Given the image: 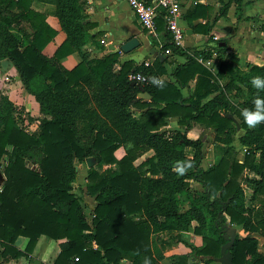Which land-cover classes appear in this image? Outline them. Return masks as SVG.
Masks as SVG:
<instances>
[{"label": "trees", "instance_id": "obj_1", "mask_svg": "<svg viewBox=\"0 0 264 264\" xmlns=\"http://www.w3.org/2000/svg\"><path fill=\"white\" fill-rule=\"evenodd\" d=\"M32 1L0 0V59L10 60L44 114L39 133H29L16 122L12 101L0 94V166L4 176L0 187V264L29 256L41 234L63 239L54 260L43 264H119L122 258L132 264H144L146 259L150 264H162L151 234L184 233L192 226L203 235V246L182 237L191 250L177 255L171 264H208L226 241L221 230L227 222L264 233V122L249 128L242 115L244 109L254 110L256 98L264 99V89L251 83L255 76L264 78V64L248 63L246 69L236 66L235 52L218 41L215 58L219 62L213 71L197 58L211 57V49L190 53L165 37L161 48L170 47L186 60L176 64L171 71L174 80H162L163 86L153 84L151 78L159 79L166 72L164 60L151 65L124 60L116 69L118 51L83 56L66 68L61 58L92 37L87 28L93 23L84 21V2L41 0L55 5L66 33L48 56L42 49L56 30L44 12L32 7ZM13 19L21 20L27 31L12 28ZM157 23L159 29L164 28L161 16ZM224 51L228 54L220 55ZM131 71L143 72L147 81L132 84L128 79ZM92 83L98 89L88 94L84 85ZM140 90L149 92L150 99L137 96ZM229 91L241 97L239 103ZM91 97L94 107L88 105ZM228 113L236 115L245 129L239 140L247 145L246 153L240 161L229 146L213 165L204 168L205 138L187 133L200 124L211 127L215 139L225 140L237 130ZM98 116L100 120H96ZM171 116L177 117L183 130H160ZM80 117L87 120L85 128L91 135L85 142L79 137ZM123 144L125 153L117 157L114 151ZM150 148L153 155L135 164ZM90 155L106 164L100 169L88 168L86 191L94 195L93 206L72 186L77 178L75 160L81 162ZM245 169L249 172L240 179ZM189 180L199 183L201 191L194 192ZM245 189L251 190V200H259L258 208L245 204ZM20 236L27 237L23 248L17 245ZM228 249L234 264H264V252L257 250L253 236L237 234ZM191 254L205 258L202 261Z\"/></svg>", "mask_w": 264, "mask_h": 264}, {"label": "crops", "instance_id": "obj_2", "mask_svg": "<svg viewBox=\"0 0 264 264\" xmlns=\"http://www.w3.org/2000/svg\"><path fill=\"white\" fill-rule=\"evenodd\" d=\"M82 1L84 2V21L93 23L87 28L92 37L79 50L62 57L60 61L63 66L71 68L83 56L92 58L118 51L119 62L115 65L116 69L124 60H132L135 64L150 61L151 65L157 59H161L164 60L163 65L166 72L160 74L159 79L174 80L171 76L172 69L177 63L184 62L186 57L178 52L168 54L163 52L160 44H163L164 38L169 36L165 28L159 29L157 26L158 34L152 35L141 25L126 0ZM31 5L44 12L47 22L56 30L53 38L42 49L46 55L52 56L56 47L66 37V33L55 14V5L41 0H33ZM179 24L185 29L181 47L190 53L199 49H211V57L214 58L213 71L219 62L215 58L218 54L216 50L218 41L225 45L227 50L235 52L237 61L234 64L236 66L246 69L248 63L264 64V0H181ZM133 37L137 38L138 44L130 50L123 51L121 45ZM194 82L195 79H192L190 84L193 85ZM181 91L184 95L187 94L186 88H182ZM228 94L231 95L235 103H239L238 99L241 97L234 95L232 91H229ZM166 122L160 127V130L170 128L183 130V126L178 123L176 116L168 117ZM196 125L200 126V124H195L190 130L195 129ZM202 128L205 129L203 126ZM115 153L117 157H121L124 153L123 146H119ZM153 153V149L150 148L136 159H141L139 160L140 163L152 156ZM62 240L41 234L29 256L20 255L8 260L5 264L51 263L59 251V242ZM26 241L27 237L20 236L17 245L23 248ZM123 259L129 260L122 258L120 261Z\"/></svg>", "mask_w": 264, "mask_h": 264}, {"label": "rangeland", "instance_id": "obj_3", "mask_svg": "<svg viewBox=\"0 0 264 264\" xmlns=\"http://www.w3.org/2000/svg\"><path fill=\"white\" fill-rule=\"evenodd\" d=\"M7 13H4L3 15H6ZM12 28L15 29H25L24 24H22L21 20H11L10 22ZM227 52H222L220 55L226 56ZM18 82L17 84L15 82ZM14 82V83H13ZM9 83L12 85H9ZM98 85L95 83H92L89 85H84L86 88L85 91L89 94L96 92ZM92 87V88H91ZM0 94L7 96L13 105L14 108V116L16 117V122L23 127L26 131L29 133L37 135L40 130V119L44 116V114L39 109V103L37 100H35V97L33 94L28 92L24 85L22 84V81L19 77V74L14 67V65L10 62L7 58L0 59ZM89 106L94 107L95 103L93 101V98H90ZM241 98L238 99V102H240ZM235 119L238 121L239 118L234 115ZM77 126L79 129V137L83 142L88 139V135L90 134L89 131H86L87 129L85 126L87 125V120L85 118H77ZM96 120H100V116L96 117ZM236 123V122H235ZM197 127L193 130H190L188 133V136L195 138L196 136H204V144L202 146L203 151V158H202V165L204 168H208L211 165L216 162V160L225 152V149L227 147H232L233 154L242 161L244 154L247 150V145L242 144L239 140V136L245 132V129H242L241 127H237L236 132L232 134V136L228 137L225 140L219 141V139L214 138L213 129L211 127L203 129L202 126L196 125ZM91 135H89L90 138ZM121 146V145H119ZM124 148V153L126 150V145H122ZM115 153V151H114ZM123 153V154H124ZM148 154V153H146ZM116 155V153H115ZM6 156L3 159V162L5 161ZM88 159V160H87ZM139 160H134L135 164L139 163ZM28 162V161H27ZM75 163L77 164V178L72 182L73 190L76 192L77 195L82 196L83 200H85L86 204H90L93 206V203L95 201L94 195L88 194L86 191V182H87V172L88 168L93 166L96 168H103L106 166V164H100L98 163V159L95 157V155L87 156L83 161L79 162L75 160ZM29 164V162H28ZM1 170V166H0ZM249 171L247 169L243 170L241 173L240 179L247 174ZM254 175V173H252ZM191 187L194 189V192L201 191V185L193 180H189ZM2 184V183H1ZM0 184V186H1ZM251 190L245 189V204L249 206L250 208H258L259 207V200L258 199H250ZM84 202V201H83ZM185 207L187 206V202H185ZM135 218L139 217V214L134 215ZM90 221V219H89ZM195 224V222H193ZM226 224L233 225L236 228L237 234L239 237H245V236H253L256 238L257 241V250L260 253L264 252V233L260 230H249L246 229L242 224L233 223V222H227ZM201 233H196L193 231L192 226L189 228L187 232L179 233L177 230L171 231V232H158V233H152L151 234V241L153 248H157L161 254L162 258L160 259L162 264H171L173 260H176L177 255L189 253L191 250V246L186 244L182 241L183 238H187L188 241L192 242L194 245L201 247L204 244L203 238ZM220 255V254H219ZM219 255L212 258L211 261H209L208 264H221V262L216 259ZM191 257L203 261L205 257H201L195 254H191ZM119 264H132V261L123 259L120 261ZM200 264H203V262H200Z\"/></svg>", "mask_w": 264, "mask_h": 264}, {"label": "built area", "instance_id": "obj_4", "mask_svg": "<svg viewBox=\"0 0 264 264\" xmlns=\"http://www.w3.org/2000/svg\"><path fill=\"white\" fill-rule=\"evenodd\" d=\"M131 9L136 14L141 25L146 28L152 35L158 34L157 18L162 17L164 20V28L168 32V39L173 45L181 47L185 36V29L179 24L181 18V0H126ZM217 39V37H215ZM162 46V44H160ZM163 52L168 54L171 52L170 47L164 48ZM211 70L214 69L212 63L213 57L204 58L202 55L197 56ZM145 65H150V61H144ZM128 79L144 83L148 77L141 71H131ZM96 246V245H95ZM77 260L78 257L75 256Z\"/></svg>", "mask_w": 264, "mask_h": 264}, {"label": "water", "instance_id": "obj_5", "mask_svg": "<svg viewBox=\"0 0 264 264\" xmlns=\"http://www.w3.org/2000/svg\"><path fill=\"white\" fill-rule=\"evenodd\" d=\"M136 44H138V40H137V38L133 37V38H130L129 40L125 41L121 45V49L123 51H127V50H130L131 48H133ZM131 83L134 84L135 81H131ZM137 96L142 97L144 99H150V97H151L150 93L147 91H144V90H140L137 93ZM227 115L232 117L235 120L237 127L239 128L240 126L238 124V121L235 119L234 115L232 113H228ZM3 177L4 176L0 170V179L3 180ZM1 181H0V183H1ZM221 234L223 235V237L226 238V241L221 245L220 255L218 257H216V259H218L221 262V264H234L232 261V255H231L228 248L234 242V240L237 236L236 228L233 225L225 224L223 229L221 230Z\"/></svg>", "mask_w": 264, "mask_h": 264}, {"label": "clouds", "instance_id": "obj_6", "mask_svg": "<svg viewBox=\"0 0 264 264\" xmlns=\"http://www.w3.org/2000/svg\"><path fill=\"white\" fill-rule=\"evenodd\" d=\"M151 82L155 85L163 86V81L155 77L151 78ZM251 83L257 89H264V78L260 76L253 77ZM254 105V110L244 109L242 111V115L249 128H254L259 123L264 122V99L256 98ZM180 171H183V169H180ZM144 264H150V262L146 259Z\"/></svg>", "mask_w": 264, "mask_h": 264}]
</instances>
